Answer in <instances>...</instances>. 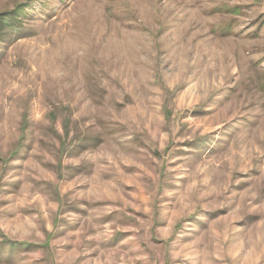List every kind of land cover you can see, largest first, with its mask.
<instances>
[{
  "label": "rangeland",
  "instance_id": "obj_1",
  "mask_svg": "<svg viewBox=\"0 0 264 264\" xmlns=\"http://www.w3.org/2000/svg\"><path fill=\"white\" fill-rule=\"evenodd\" d=\"M0 264H264V0H0Z\"/></svg>",
  "mask_w": 264,
  "mask_h": 264
},
{
  "label": "trees",
  "instance_id": "obj_2",
  "mask_svg": "<svg viewBox=\"0 0 264 264\" xmlns=\"http://www.w3.org/2000/svg\"><path fill=\"white\" fill-rule=\"evenodd\" d=\"M3 20H4V19H3ZM3 20H1V24H4V23H3Z\"/></svg>",
  "mask_w": 264,
  "mask_h": 264
}]
</instances>
